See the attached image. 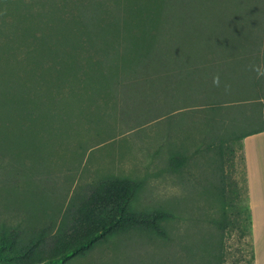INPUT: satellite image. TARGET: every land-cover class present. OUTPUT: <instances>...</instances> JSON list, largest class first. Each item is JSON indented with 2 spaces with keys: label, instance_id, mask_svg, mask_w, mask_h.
<instances>
[{
  "label": "trees",
  "instance_id": "trees-1",
  "mask_svg": "<svg viewBox=\"0 0 264 264\" xmlns=\"http://www.w3.org/2000/svg\"><path fill=\"white\" fill-rule=\"evenodd\" d=\"M235 1L7 0L14 37L10 58L2 55L0 64L7 86L2 112L28 113L34 105L35 122L46 128L42 118L54 116L53 106L70 114L78 104L107 95L123 104L125 119L142 121L149 112L143 102L174 92L190 96L186 90L201 86L197 98L210 102L207 118L232 111L231 121L253 124L264 116V0ZM233 63L241 67L228 69ZM234 68L230 85L247 87L221 86V97L213 100L211 87L224 84L214 78L224 80ZM232 134L220 138L222 145ZM180 160L174 156L171 166L179 168ZM142 187L143 181L129 176L101 180L75 205L71 228L60 225L47 248L40 244L51 235L48 228L25 242L19 232H3L0 264H59L134 228L166 236L171 213L138 207Z\"/></svg>",
  "mask_w": 264,
  "mask_h": 264
},
{
  "label": "rangeland",
  "instance_id": "rangeland-1",
  "mask_svg": "<svg viewBox=\"0 0 264 264\" xmlns=\"http://www.w3.org/2000/svg\"><path fill=\"white\" fill-rule=\"evenodd\" d=\"M11 22L10 5L0 0V64L2 55L10 58ZM235 68L219 79L224 84L211 87L213 100L221 97V86L247 87L230 85ZM4 86L0 76V235L16 231L25 242L48 228L51 235L40 246L50 247L60 225L72 226L75 205L97 183L109 175L129 176L143 181L138 207L171 213L167 235L134 228L59 264H255L242 135L264 126V116L249 124L233 122V112L223 111L210 120L205 110L210 102L197 98L203 91L196 86L186 90L190 96L174 92L143 102L149 112L142 121L134 115L125 119L123 104L104 95L70 114L53 106L54 116L42 118L44 128L34 120V105L30 113L3 114ZM227 132L233 134L222 145ZM174 156L183 158L179 168L170 164Z\"/></svg>",
  "mask_w": 264,
  "mask_h": 264
},
{
  "label": "crops",
  "instance_id": "crops-1",
  "mask_svg": "<svg viewBox=\"0 0 264 264\" xmlns=\"http://www.w3.org/2000/svg\"><path fill=\"white\" fill-rule=\"evenodd\" d=\"M255 264H264V130L244 137Z\"/></svg>",
  "mask_w": 264,
  "mask_h": 264
},
{
  "label": "clouds",
  "instance_id": "clouds-1",
  "mask_svg": "<svg viewBox=\"0 0 264 264\" xmlns=\"http://www.w3.org/2000/svg\"><path fill=\"white\" fill-rule=\"evenodd\" d=\"M214 83L218 84L219 83V77L214 78Z\"/></svg>",
  "mask_w": 264,
  "mask_h": 264
}]
</instances>
